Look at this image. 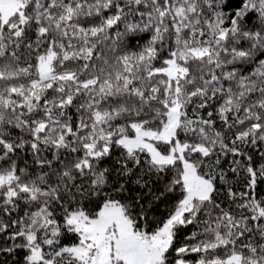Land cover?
<instances>
[{"label":"snow or ice","instance_id":"snow-or-ice-1","mask_svg":"<svg viewBox=\"0 0 264 264\" xmlns=\"http://www.w3.org/2000/svg\"><path fill=\"white\" fill-rule=\"evenodd\" d=\"M0 264H264V0H0Z\"/></svg>","mask_w":264,"mask_h":264}]
</instances>
